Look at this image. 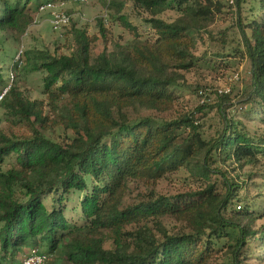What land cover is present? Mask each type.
Returning a JSON list of instances; mask_svg holds the SVG:
<instances>
[{"label": "trees", "instance_id": "16d2710c", "mask_svg": "<svg viewBox=\"0 0 264 264\" xmlns=\"http://www.w3.org/2000/svg\"><path fill=\"white\" fill-rule=\"evenodd\" d=\"M41 1L0 0V32L26 28L32 4L39 9L52 2ZM132 1L151 13L154 42L137 33L125 43L108 40L100 19L103 45L96 53L98 36L81 29L74 32L69 55L27 51L21 71L17 63V77L44 74L48 107L68 137H47L42 102L24 98L15 85L0 102L6 117L32 127L27 138L0 136V264H12L30 250L52 257L51 264H214L220 255V264H264V223L258 224L264 219V171L244 173L264 162V131L247 127L264 123V0H236L235 9L227 0ZM225 7L237 13L242 35L234 53L226 48V34L215 37L210 30ZM168 10L178 13L171 22L160 17ZM209 41L225 50L196 56L199 44ZM236 56L250 69L242 92H226L217 107L204 102L174 120L145 115L173 108L183 73L200 62L217 70L226 57ZM7 87L0 68V93ZM215 108L214 138L206 126L211 129L207 114ZM13 156L7 167L5 159ZM182 170L202 188L124 206L132 183L155 188ZM74 197L84 225L65 216ZM165 218L185 228L171 232Z\"/></svg>", "mask_w": 264, "mask_h": 264}, {"label": "rangeland", "instance_id": "374dc122", "mask_svg": "<svg viewBox=\"0 0 264 264\" xmlns=\"http://www.w3.org/2000/svg\"><path fill=\"white\" fill-rule=\"evenodd\" d=\"M36 1L42 2L41 0H34V2ZM109 1L111 0H52L51 3L55 6V11L64 12L71 16L70 25L59 32H54L51 28L50 21L52 20L53 10H40L32 4L30 23L26 28L8 29L5 32H0V68L4 71L8 87L10 89L15 85L14 87L24 98L32 102H42V112L48 119L46 126L50 128L47 131L44 130V133L55 142H65L68 133L62 125H58V118L48 107L49 100L44 93L43 86L44 74L26 73L24 75L22 72H18L19 77H17V63L22 62L19 69L21 71V66L25 65L23 63L25 62L24 53L27 51L44 50L54 55H69L75 49L74 32L81 29L87 31L91 37L98 36V43H95L92 48L93 52L96 53L101 50L103 45V38L98 25L100 19L103 20L108 40L120 43L129 42L135 37V33L143 40L154 42L157 39V35L147 23L152 19L150 12L142 10L132 0H115L116 5L112 8L108 5ZM219 1L225 3V0H215V2ZM119 17H123L132 26L133 30L125 26ZM160 17L171 22L178 17V13L174 10H168ZM35 20L38 21L37 25H34ZM237 20L238 15L235 10L225 7L223 11L216 12L215 21L210 27L215 37L226 34V48L229 49L230 53H234V49H241L243 43ZM207 46L200 43L198 50L195 52L196 56H202L207 49L210 52L225 50L222 44L217 41H209ZM23 50L24 53L20 55ZM226 58L228 59L221 62L217 70L200 62L194 70L183 73L185 76L182 82L183 86L176 90L173 108L165 113L150 112L145 113V115L157 119L174 120L182 115H188L204 102L217 107L220 105L221 96L226 95V91L227 94L233 96L245 90L244 83L250 74L248 61L239 56ZM201 93L203 94L201 95ZM217 113V108H215L207 114L208 123L211 124V129H209V125L206 126L208 136L214 138L217 137ZM247 127L250 131H264V123L260 121L248 123ZM31 134L32 127L28 121L21 122L15 117H6L5 112L0 110V136L20 139L27 138ZM15 158L13 156L5 159L7 167L15 162ZM221 167L227 168L228 166L221 164ZM260 171H264V162L261 165L245 168L244 173H259ZM261 180L256 181L260 182ZM202 184L201 181L196 180L184 170L166 176L159 181L155 188L146 181H136L127 189L124 206H134L145 199H150L153 195L176 196L198 191L202 188ZM257 193L256 189L251 192L252 195ZM46 205L49 207L50 200L46 201ZM68 207L65 214L68 221L73 224L84 225L86 221L81 213L79 198L74 197ZM162 222L166 229L171 232L185 228L184 225L172 218H165ZM263 223L264 219L260 220L258 224ZM136 228V226H131L128 229ZM111 246V243L106 244L107 248ZM32 251L20 255L12 264H21L30 256ZM221 256H217V261L214 264L222 263ZM52 259L51 257L47 264H51ZM253 264H256V262Z\"/></svg>", "mask_w": 264, "mask_h": 264}, {"label": "built area", "instance_id": "2783aa9c", "mask_svg": "<svg viewBox=\"0 0 264 264\" xmlns=\"http://www.w3.org/2000/svg\"><path fill=\"white\" fill-rule=\"evenodd\" d=\"M229 5L236 8V0H227ZM40 10L52 9V20L50 21L51 28L54 32H59L64 28L68 27L71 23V16L67 13L55 11V6L52 3L44 4L40 8ZM38 21H34V25H37ZM24 50L20 53L23 54ZM9 91V87H7L0 95V102L2 101L3 97ZM227 92V91H226ZM48 263V256L39 250H33L28 258L22 261L21 264H47Z\"/></svg>", "mask_w": 264, "mask_h": 264}]
</instances>
